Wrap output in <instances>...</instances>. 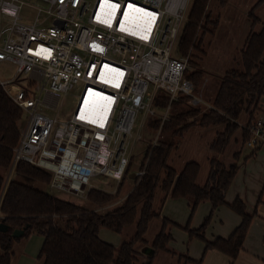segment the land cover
Wrapping results in <instances>:
<instances>
[{
  "label": "built area",
  "instance_id": "built-area-1",
  "mask_svg": "<svg viewBox=\"0 0 264 264\" xmlns=\"http://www.w3.org/2000/svg\"><path fill=\"white\" fill-rule=\"evenodd\" d=\"M193 1L0 0V64L16 66L0 86L26 115L0 208L20 162L49 173L54 191L83 199L96 178L123 180L140 113L163 124L183 97L212 109L209 80L196 85L187 76L193 50H179ZM165 93L170 105L161 109ZM62 94L77 98L64 121L53 114ZM245 127L247 147L264 148V117Z\"/></svg>",
  "mask_w": 264,
  "mask_h": 264
},
{
  "label": "trees",
  "instance_id": "trees-1",
  "mask_svg": "<svg viewBox=\"0 0 264 264\" xmlns=\"http://www.w3.org/2000/svg\"><path fill=\"white\" fill-rule=\"evenodd\" d=\"M227 3L228 0H194L180 35V52L189 54L193 50L190 54L193 71L189 70L187 76L196 85L206 79V73L192 61L195 50L201 48L209 26L217 27L219 24L218 19H212L210 6L216 4L224 8ZM263 3L264 0L258 1L249 12L252 29L237 60L239 68L224 74L213 97L205 94L212 109L202 112L203 107H191L187 98L183 97L172 103L174 110L163 124L159 119H149L145 128L148 132L140 138L142 143L147 144L140 161L138 165L135 164L134 156H131L125 176L115 193L91 189L86 197L90 206L77 204L23 182L24 179L50 186L52 177L38 167L20 162L14 171L15 177L7 185L0 208L1 222L9 229L0 232V264H12L15 245L32 235L44 238L38 257L42 264H153L160 252L174 258L175 264H202L201 260H194L187 254L178 255L170 248L173 241L171 228L175 223L162 218V208L168 196L187 199L192 214L199 204L210 202L212 212L201 227L193 230L186 226L184 230L188 232L190 240L198 238L204 242L205 252L218 250L236 260L243 250L256 212L249 215L245 203L237 199L231 208L242 220L231 237L208 241L205 233L214 212L226 204L225 193L238 172L237 155L230 165L224 163L221 157L239 128L243 132L242 144L247 145L249 132L246 127H240L239 122L244 115L248 118V124L253 121L264 100V22L256 16L257 9ZM257 25H261L259 32L254 29ZM156 104L161 109L167 108L170 96L162 94ZM24 115L0 86V169L4 171L10 170L12 151L20 139L19 123ZM196 124L205 129H221L216 130V137L208 144V150L214 156L208 157L210 171L204 186L197 183L201 172L198 162L186 163L180 172L169 165L174 152L181 148L182 138ZM159 130V140L153 145ZM137 172L144 174L133 178L132 175ZM5 182V177L0 174V198ZM127 182L129 189L122 198L125 192L122 190L127 189ZM158 192H163L160 199H157ZM112 204L116 205L105 209ZM156 223L160 229L150 241L147 235ZM130 228L131 237L119 247L99 237L101 229L123 234ZM23 229V237H13L15 230ZM147 247L153 249V254L144 253Z\"/></svg>",
  "mask_w": 264,
  "mask_h": 264
},
{
  "label": "rangeland",
  "instance_id": "rangeland-1",
  "mask_svg": "<svg viewBox=\"0 0 264 264\" xmlns=\"http://www.w3.org/2000/svg\"><path fill=\"white\" fill-rule=\"evenodd\" d=\"M258 1L259 0H229L226 7L224 8H221L220 6L217 7L216 4H214L212 7L210 6L209 12L210 10H212V12H210L212 13V19H218L219 24L217 27L209 26L208 32L203 36L204 39L201 48L199 50H195L192 61L197 63V65L202 68V70H204V72L206 73L205 78L209 80L208 90L206 93H208V95H210L211 97L215 95L218 88V84L220 83V80L224 76V74L228 70L239 68L237 60H239L245 41L250 33V28H252V22L249 18V12ZM260 28L261 25H257L254 27L256 31H258ZM189 70L192 72L193 68L190 67ZM15 73V65L8 62L0 64V81H10L14 77ZM76 101V95L72 96L70 94H62L58 107L56 110L53 111V114L56 115L61 121L68 119V117L73 111ZM173 110L174 109H172V112ZM204 111H209V108L204 106L202 108V112ZM255 115L261 117V115L263 114L257 112ZM256 118L257 117H255L254 119ZM144 120L145 124L147 125V121L149 120V118L146 119L145 115L143 113H140L136 119L133 137L132 139H130L128 146V154L130 157L134 156V163L137 165L140 161L139 158L142 156L143 150L147 145L145 142L142 143V141L138 140L139 136L143 137L145 135V132H148V129H146L147 131L145 130L146 126H143ZM25 121L26 115L23 116L21 122L19 123V127L21 129L24 127ZM247 121L248 118L246 115H244L243 118L240 120V127L247 125ZM160 130L158 132H160ZM216 130L218 131L221 129H205L196 124L193 128L189 130L188 134L185 135L184 138H182L181 148L174 152L175 154H173L169 165L180 172L184 164L190 161H195L201 165V171L203 170V173L207 174L210 168L208 165V157H211V155L214 156L208 150V144L211 143L212 140L216 137ZM239 131L241 133L242 138L240 139L243 141V132L240 128L234 134L233 139L237 140L235 135L238 134ZM159 135L160 133L156 134V138L154 139V141L157 138L159 140ZM145 140L149 142V139L146 138ZM238 146L239 145L235 144V142L232 143L228 147L226 153L223 155L224 160L227 164H230L232 158L233 160H235L233 154L238 148ZM244 149L245 152H242L240 154V160H238V164L241 165V167L243 168V170H240L242 173L240 177H243L246 183H248L249 181L254 182L255 180H257L258 186L256 187H259V194L256 199L254 197H248V203L250 205L249 208L252 207L253 211L256 208V204H258L259 199L262 200V204L264 203V148L263 150L259 149L254 152L245 145ZM0 174L3 175L7 180L10 171H4L0 169ZM248 176L250 177L249 179L247 178ZM13 177H15L14 172L12 173V178ZM23 182L40 190L54 194L60 198L68 199L72 202H75L77 204H83L87 207L90 206L86 198L81 199L71 195H66L64 193H59L57 191H54L50 186L40 185L38 183L30 182L28 180L25 181L23 179ZM92 185L93 186L89 189V191L91 189H97L106 191L108 193H115L119 187V183L105 177H99L92 180ZM125 185L127 189L124 188L122 190L125 191L122 195V198H125L130 184L129 182H127ZM253 187L254 186H251V188H249L248 191H244V193L250 194ZM162 195L163 192H158L157 199H160ZM114 205L116 204H112L111 206L106 207L105 209H110ZM258 214V218H264L261 209H259L256 213V215ZM158 227L159 226L156 224H153L151 226V229L149 230V233L147 235L150 241L157 234L156 232L159 231ZM249 232L250 229L248 231V234ZM131 235L132 228L126 230V232L123 234H118L108 229H102L99 234V237L102 241L113 246L119 247L124 241H127L131 237ZM39 237L41 236L32 235L30 238L38 239ZM22 241L27 240L24 239ZM34 243L35 242L33 241L32 246L29 248V252L32 254L35 252ZM15 246L16 248L14 249L15 255L13 257V264H17L21 255L25 254L26 244H17ZM170 248L176 253H178V255L184 254L183 252L176 249L175 244L173 245V247H171L170 245ZM26 252L28 253V251ZM39 252L38 254H36V257L33 258L34 264H42V261H40L38 258ZM168 256L170 258L169 262L167 254L160 252L155 258L153 264H175L174 258L172 259L170 255Z\"/></svg>",
  "mask_w": 264,
  "mask_h": 264
},
{
  "label": "crops",
  "instance_id": "crops-1",
  "mask_svg": "<svg viewBox=\"0 0 264 264\" xmlns=\"http://www.w3.org/2000/svg\"><path fill=\"white\" fill-rule=\"evenodd\" d=\"M256 13H257L256 16L261 21L264 22V3L257 9ZM260 29L258 31H256L255 29V31L259 32ZM260 106H261V110L259 113H262L263 115L261 116L264 117V100L262 101ZM255 117H259V116L255 115L254 118ZM235 137L237 140L233 139L232 143L235 142V144L239 146L234 152L233 157H235V155H237L238 157L236 160L238 166V172L233 182L231 183L230 187L228 188L227 192L225 193L226 204L219 207L212 216V220L205 233V237L208 241H215L218 238H223V239L230 238L231 235L238 228V226L241 224V220H242L241 217L231 208V206L235 203L237 199H241L245 203L246 212L249 215H253L255 212L257 213L259 209H261L263 213L262 215L264 217V203L263 204L261 203L262 202L261 199L258 200V204H256V208L253 210L254 212L252 211V207L249 208L250 205L248 203L249 202L248 197L251 198L254 197L256 199L259 194L258 191L259 187H256L258 186L257 180H255L254 182L249 181L248 183H246L243 177L242 178L240 177L242 174L240 170H243V168L241 167V165L238 164L239 163L238 160H240V154L242 152H245V149H244V145H242V140H241L242 138L240 131L238 132V134L235 135ZM260 150H263V148ZM222 157L221 159L224 161V163H226L224 160V156ZM234 162L235 160H233L232 158L230 164ZM208 165H209V161H208ZM209 171L207 174L203 173V170L200 172L197 180L199 186H204L206 184L208 180ZM247 178L249 179L250 177L248 176ZM251 186H254L252 188L251 193L250 194L244 193V191H248L249 188H251ZM211 212H212V205L210 202H202L201 204L198 205L196 211L192 214L191 205L187 199L185 198L174 199L171 196H168L162 208V218L168 219L173 223H175V226L171 228V233L173 235V241L170 244L171 247H173V245L175 244L176 249L183 252L184 254H187L189 257H191L194 260L197 261L201 260L202 264H264V218L263 219L258 218L259 214L256 215L255 218L253 219V222L249 228L250 232L249 234H247L245 243L243 245V250L241 251V253L239 254L236 260H232L230 257L225 255L224 253H221L218 250H209L205 252V244L203 241H201L198 238H194L190 240L189 234L184 230V227L188 226L193 230L199 229L204 219L208 217ZM156 224L159 226L158 223ZM159 229L160 227H158V230ZM26 240L27 241H21L17 243V244H23V243L26 244L25 254L21 255L17 264H34L33 258H35L36 254H38V252L41 251V248L44 243V238L42 236L39 237L38 239L28 238ZM33 241L35 242L34 243L35 252L32 254L29 252V248L32 246ZM147 248H145L143 251H145ZM26 251H28V253ZM167 257L169 262L170 258L168 255ZM12 264H13V260H12Z\"/></svg>",
  "mask_w": 264,
  "mask_h": 264
},
{
  "label": "water",
  "instance_id": "water-1",
  "mask_svg": "<svg viewBox=\"0 0 264 264\" xmlns=\"http://www.w3.org/2000/svg\"><path fill=\"white\" fill-rule=\"evenodd\" d=\"M133 178L136 177V174H133L132 175ZM9 229H8V226L4 223V222H1L0 224V232H7ZM25 234V229L23 230H15L13 232V237L16 238V239H20L21 237H23ZM153 249L151 248H147L144 253L148 254V255H151L153 254Z\"/></svg>",
  "mask_w": 264,
  "mask_h": 264
},
{
  "label": "snow or ice",
  "instance_id": "snow-or-ice-1",
  "mask_svg": "<svg viewBox=\"0 0 264 264\" xmlns=\"http://www.w3.org/2000/svg\"><path fill=\"white\" fill-rule=\"evenodd\" d=\"M112 8H115V5L111 6ZM135 22L136 23H143V18L140 17V18H134ZM104 22H108V21H104ZM123 30V29H122ZM118 86V85H117Z\"/></svg>",
  "mask_w": 264,
  "mask_h": 264
}]
</instances>
